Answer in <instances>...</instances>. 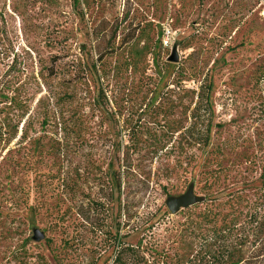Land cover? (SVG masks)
<instances>
[{"label":"rangeland","instance_id":"1","mask_svg":"<svg viewBox=\"0 0 264 264\" xmlns=\"http://www.w3.org/2000/svg\"><path fill=\"white\" fill-rule=\"evenodd\" d=\"M166 62L160 80L155 63ZM177 65L192 73L190 96L175 85ZM209 81L206 109L198 93ZM96 86L106 100L93 110ZM190 183L204 200L264 194V0H0V264H114V233L135 244L149 212L158 221L145 233L167 246L164 228L187 209L170 214L165 197Z\"/></svg>","mask_w":264,"mask_h":264},{"label":"trees","instance_id":"2","mask_svg":"<svg viewBox=\"0 0 264 264\" xmlns=\"http://www.w3.org/2000/svg\"><path fill=\"white\" fill-rule=\"evenodd\" d=\"M72 2L78 4L79 0H72ZM100 35L94 36L97 39ZM103 57L99 53L97 61L101 62ZM126 64L127 66L133 64L132 53L129 54ZM171 65V63L166 62L162 68L159 67L158 63H155L154 70L160 80ZM97 71L96 63L93 62L89 69L91 79L97 75L100 80L101 75L98 76ZM49 73L55 76L56 70L53 66ZM176 76L175 85L178 92L180 91L182 96L193 94L195 90L187 88L184 83L191 79V71L186 67L177 65ZM88 78L86 77V80ZM210 91V81L203 85L200 84L198 97L200 102L205 103L206 109H209ZM156 96L157 94L153 91L152 98L155 99ZM70 99L72 96L65 98V100ZM105 100L102 89L96 86L94 95L90 97L91 109H100L102 101ZM191 115L194 117L193 112ZM61 123H65L63 118H61ZM70 127L71 125L64 124L61 128L66 135H69L70 132H75ZM180 129L172 126L168 127L166 132L154 134L156 142L152 144L150 152L156 153L164 149L162 144L164 137L167 135L171 137ZM189 129L190 127H188L187 132L189 136L193 137V133ZM209 133V125H206L203 130L197 131L198 142H201L203 146L208 144ZM114 141L116 142L114 149L118 152L120 142ZM130 141L132 144L134 143L133 138H130ZM131 154H134V150L129 147L126 148L125 152H122L121 158H118V161L122 162V166L127 167L125 165H127ZM109 169H111V179L115 181L113 185L118 191L121 186L120 172L113 170L112 166ZM214 183L215 181L212 180L210 185ZM204 201H208L210 205L199 210L193 209L196 208V204L191 205L189 206L191 208H186L187 212L182 215V220L172 222L170 226L164 228L167 233L164 241L169 242L167 246L159 244L160 240L162 243L164 242L161 238H155L153 232L149 235L145 233V231L149 232L158 221L156 212L148 213L144 221L146 226L142 228L144 234L135 244L121 242L119 235L114 233L116 240L114 264H264V194L260 193L252 199L242 190L229 188L228 191L224 192V198H220L216 192H212L202 202Z\"/></svg>","mask_w":264,"mask_h":264},{"label":"water","instance_id":"3","mask_svg":"<svg viewBox=\"0 0 264 264\" xmlns=\"http://www.w3.org/2000/svg\"><path fill=\"white\" fill-rule=\"evenodd\" d=\"M167 60L169 62H176L178 60L176 48H172L171 54L168 56ZM203 200L204 197L202 195L196 194L194 192L193 184L190 183L188 184L184 192L176 195H167L165 197L164 204L170 214H176L179 210L187 208L196 203H200ZM43 237L44 234L40 230L33 229V240L39 241L42 240Z\"/></svg>","mask_w":264,"mask_h":264},{"label":"built area","instance_id":"4","mask_svg":"<svg viewBox=\"0 0 264 264\" xmlns=\"http://www.w3.org/2000/svg\"><path fill=\"white\" fill-rule=\"evenodd\" d=\"M171 36H172L171 30L169 28H165V30H164V43H166Z\"/></svg>","mask_w":264,"mask_h":264}]
</instances>
